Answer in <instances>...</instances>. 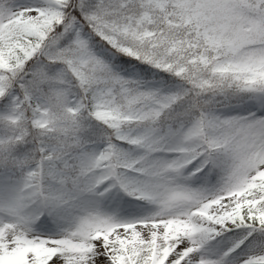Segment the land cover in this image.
Here are the masks:
<instances>
[{
	"label": "snow or ice",
	"instance_id": "obj_1",
	"mask_svg": "<svg viewBox=\"0 0 264 264\" xmlns=\"http://www.w3.org/2000/svg\"><path fill=\"white\" fill-rule=\"evenodd\" d=\"M0 264H264V0H0Z\"/></svg>",
	"mask_w": 264,
	"mask_h": 264
}]
</instances>
